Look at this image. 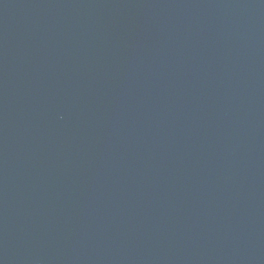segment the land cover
I'll list each match as a JSON object with an SVG mask.
<instances>
[{"label":"water","instance_id":"95a60500","mask_svg":"<svg viewBox=\"0 0 264 264\" xmlns=\"http://www.w3.org/2000/svg\"><path fill=\"white\" fill-rule=\"evenodd\" d=\"M0 264H264V0H0Z\"/></svg>","mask_w":264,"mask_h":264}]
</instances>
